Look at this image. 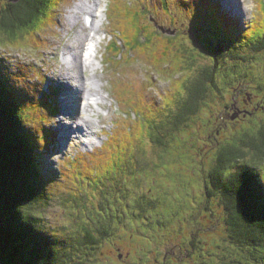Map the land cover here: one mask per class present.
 I'll return each instance as SVG.
<instances>
[{"label":"rangeland","instance_id":"rangeland-1","mask_svg":"<svg viewBox=\"0 0 264 264\" xmlns=\"http://www.w3.org/2000/svg\"><path fill=\"white\" fill-rule=\"evenodd\" d=\"M80 1L54 0L56 9H49V18L37 30L16 41L0 38V68L19 87L26 112L36 110L35 117L27 119H30L27 126L43 140L39 143L41 170L32 179L36 195L43 196L33 213L40 217V227L48 238L57 241L61 251L74 241L69 235L83 236L79 217L111 228L97 248L85 249L87 255L77 253L66 261V257L60 256L56 264L230 262L231 257L238 256V251L224 245L227 233L222 222L224 212L218 199L207 194V172L221 145L240 142L244 130L256 135L264 125V52L255 54L251 48L238 49L242 54L247 52L248 57L226 58L227 62L217 72L221 90L210 93L188 125L173 129L168 137L161 132L157 143L150 135L151 129H160L161 122L173 118L168 114L177 112V100L184 90L180 81L185 72L178 68L174 51L181 41L198 34L203 37L205 30L214 37L215 26L201 6L211 2L219 7L230 19L228 22L236 21L234 29L241 35L252 32L260 24V19L256 23L254 20L261 13L264 0H186V3L184 0H102L108 15L104 23L113 32L104 34L100 52H96L95 60L100 64L96 79L104 75L98 83L103 86L108 102L96 105L106 122L94 129L93 145L62 140L59 101L63 93L53 94L58 85L51 80L64 71L63 49L69 47L68 36L74 30L80 31L78 24L71 27L68 18ZM7 3L9 0H0V11L9 7ZM130 4L135 7V15L124 9ZM228 8L232 9L231 13ZM87 12L78 13L81 20ZM125 12L126 23L136 41L135 45L129 43L128 48L122 38L127 31L122 33L117 26L125 23ZM200 14L205 15L201 20L205 17L209 21V28H203L209 23L196 21ZM146 24L153 31L158 26L166 28L160 29L158 37L153 36L151 45L140 31L134 32L136 26L141 28ZM196 24L204 30L200 31ZM168 37L176 43L170 57L164 52V42L158 40L167 43ZM114 41L122 49L118 54L106 50L107 44ZM134 47L139 51L131 49ZM204 63L210 64L209 60ZM63 90L68 89L63 86ZM39 92L44 95L41 100L44 104L34 107ZM234 103L246 110L244 115L233 109ZM52 108L56 109L55 114H50ZM64 111L67 113L68 107ZM92 116L99 119L95 112ZM48 126L54 138H46L44 142L43 137L50 132ZM47 140L52 142L49 147ZM251 157L249 154V160ZM79 159L83 162H78ZM116 161L119 168L113 165ZM105 167L109 168L108 176L102 175ZM260 167L264 177V165ZM79 168L84 170L80 172ZM76 202L82 205L76 206Z\"/></svg>","mask_w":264,"mask_h":264},{"label":"trees","instance_id":"trees-1","mask_svg":"<svg viewBox=\"0 0 264 264\" xmlns=\"http://www.w3.org/2000/svg\"><path fill=\"white\" fill-rule=\"evenodd\" d=\"M184 2L186 3V0ZM7 4L9 7H4L0 11L2 35L0 38L3 41L6 39L16 41L17 38L37 30L41 23L49 18V9L52 7L54 10L57 5L54 0H9ZM131 5L124 9L131 10L129 12L135 15L137 12ZM201 7L204 13L207 11L216 32L211 38L205 30L203 37L198 34L191 40L181 41L178 49L174 51L178 68L185 72L180 81L184 90L177 100L179 104L177 112L173 113V110L168 114L173 118L161 122L160 129L154 131L151 129L150 137L155 142L158 141L157 136L161 132L168 137L173 129L188 125L187 122L201 110L202 103L210 97V93L221 90L217 72L220 66L227 62L226 58L234 60L248 57L247 52L242 54L238 49L251 48L255 50V54L264 52L263 5L262 11L259 9L261 13H258L254 20L256 23L260 19V24L255 30L252 28V32L248 31L241 35H237V30L234 29L236 21L232 19L228 22L230 19L219 7L211 2L207 5L204 3ZM124 15L125 23H117V26L122 33L127 31V34H122V38L128 48L129 43L135 45L136 41L126 23L128 13L125 12ZM201 16L205 15L200 14L199 18ZM203 20L200 18L196 21L199 24L207 22L205 17ZM210 23L203 28H209ZM145 26L141 28L136 26L137 30L134 32L140 31L141 35L145 36V42L150 45L154 42L153 36L158 37V33L166 29L158 26L159 29L153 31L148 28L149 25ZM196 27L200 31L204 30L197 24ZM158 40L164 42V52L170 57L176 46L175 41H170L169 37L168 41L171 43L168 41L166 43L161 38ZM113 44L108 47V52L120 53L121 46ZM131 49L138 50L137 47ZM202 59L206 62L209 60L210 64L204 63ZM221 79L222 75L219 77V80ZM42 97L44 98V95L39 92V99L34 107L44 104L41 101ZM48 99L46 97V100ZM54 109L50 110V114H55ZM35 111L33 109L32 113L30 110L26 112L20 98L19 87L13 83L7 72L0 68V255L3 264H56L60 262V256L66 257V261L70 260V255L84 252L87 255L88 251L85 249L93 251L97 248V245L107 238L111 229L99 225L96 221L85 222L79 217L78 226L83 236L76 238L74 233L69 235L74 241L62 250L63 253L62 248L57 247V241L45 235L46 231L39 225L40 217L36 218L33 214L43 197L42 194L41 197L36 195L37 188L32 184V179L41 170L39 143L43 142L42 138L27 126L28 121L35 117ZM127 114L131 115L129 112ZM28 118L30 119L27 120ZM256 133L255 135L244 130L240 142L221 145L214 164L207 172V194L218 199L224 212L222 222L225 223L227 230L224 245L235 247L238 251V256L231 257L228 263L222 261L221 264H264V177L260 167L264 165V125ZM49 134L48 132L47 136L43 137L44 142L46 138H50ZM47 141L49 147L52 142ZM249 154H252L251 160L248 158ZM78 162L83 161L79 159ZM113 165L119 168V161ZM103 169L106 171L102 175L108 176L109 168ZM78 170L82 172L84 169ZM98 176L101 178V174ZM68 198L70 200V197ZM75 205L82 204L76 202ZM83 205L86 206L84 201Z\"/></svg>","mask_w":264,"mask_h":264},{"label":"bare ground","instance_id":"bare-ground-1","mask_svg":"<svg viewBox=\"0 0 264 264\" xmlns=\"http://www.w3.org/2000/svg\"><path fill=\"white\" fill-rule=\"evenodd\" d=\"M101 2L102 0H89L88 3L85 0H81L77 3L75 9L68 15L69 22L72 24L71 27L75 28L78 24L80 31L74 30L72 34L68 36L67 44L69 47L63 49L64 71H60L59 75L51 79L58 85V88H54V95L57 96L59 93H63V95H60L59 101V104L62 105L59 120L61 122L60 127L63 141L74 140L75 142L84 143L85 145H93L95 142L91 141V136L95 133L97 128L101 127V124L106 122L104 116H101L100 108L96 107L97 104H107L108 102L103 86L98 83V80H103L104 75L98 78V80L96 79L99 69L97 66H100L97 60H95L98 53L91 56L86 55V50L90 44L95 45L97 47V52H100L99 45L104 39V34L113 32V30H111L112 28H109L104 23V17H108L106 13L107 7H102ZM86 11H88L87 14L85 16L82 15L83 19L81 20V16H79L78 13L82 12V14H84ZM228 11L231 13L232 9L228 8ZM87 16L92 19L91 25H88ZM230 18L233 17L230 16ZM79 21L81 23H79ZM138 54L140 55L141 53ZM133 59H135V57H133ZM124 61H127V59ZM117 62L115 60V63ZM127 63H129V61ZM63 86L64 89L68 90L64 91ZM65 107L69 109L67 113L64 111ZM94 112L98 115L99 119L96 120L92 116ZM48 128L50 129V126H48ZM49 133L50 138H54L51 129ZM83 136L88 137L84 139Z\"/></svg>","mask_w":264,"mask_h":264},{"label":"flooded vegetation","instance_id":"flooded-vegetation-1","mask_svg":"<svg viewBox=\"0 0 264 264\" xmlns=\"http://www.w3.org/2000/svg\"><path fill=\"white\" fill-rule=\"evenodd\" d=\"M235 104L236 103H234V105H233V109H236V112H239L240 114L243 113V112L244 113L246 112V110L242 106L235 105ZM227 107L230 108L229 106H227ZM244 113H243V115H244Z\"/></svg>","mask_w":264,"mask_h":264},{"label":"water","instance_id":"water-1","mask_svg":"<svg viewBox=\"0 0 264 264\" xmlns=\"http://www.w3.org/2000/svg\"><path fill=\"white\" fill-rule=\"evenodd\" d=\"M235 118V117H234ZM0 264H3L2 257L0 255Z\"/></svg>","mask_w":264,"mask_h":264}]
</instances>
